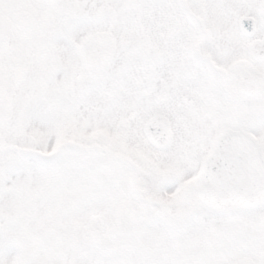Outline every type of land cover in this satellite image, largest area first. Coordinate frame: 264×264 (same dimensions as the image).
Masks as SVG:
<instances>
[{"label":"snow or ice","instance_id":"6c2138e0","mask_svg":"<svg viewBox=\"0 0 264 264\" xmlns=\"http://www.w3.org/2000/svg\"><path fill=\"white\" fill-rule=\"evenodd\" d=\"M0 264H264V0H0Z\"/></svg>","mask_w":264,"mask_h":264}]
</instances>
